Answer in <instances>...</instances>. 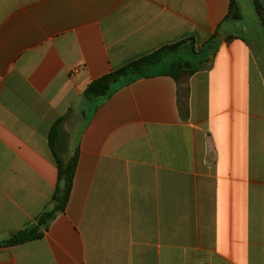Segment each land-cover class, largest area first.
I'll list each match as a JSON object with an SVG mask.
<instances>
[{"label": "crops", "instance_id": "crops-1", "mask_svg": "<svg viewBox=\"0 0 264 264\" xmlns=\"http://www.w3.org/2000/svg\"><path fill=\"white\" fill-rule=\"evenodd\" d=\"M230 1L0 0V264H264V26L239 2L227 20ZM184 40L201 50L189 76L166 72L185 46L86 101ZM60 119L68 202L7 245L54 206Z\"/></svg>", "mask_w": 264, "mask_h": 264}, {"label": "trees", "instance_id": "trees-1", "mask_svg": "<svg viewBox=\"0 0 264 264\" xmlns=\"http://www.w3.org/2000/svg\"><path fill=\"white\" fill-rule=\"evenodd\" d=\"M258 13L262 25L264 26V10L258 0H252ZM241 18L240 6L237 0L230 1L229 12L226 16L227 20H238ZM215 35L212 37L210 42H207L204 47L207 49H213L215 45L214 39ZM191 40H184L178 44H173L171 46H166L161 48L160 50L156 51L155 53L142 57L136 61H133L123 68L110 73L94 82L89 84L84 92V97L86 101L91 103H96L100 99V96L104 94L106 87L109 83L113 80V78L121 76V75H132L133 77L138 76H145L151 74L157 69L163 61L166 59L168 54L172 51H176L180 46L183 44L191 43ZM191 45V50L195 53H198L193 45ZM203 51V50H202ZM199 69L198 66L194 65L193 63L179 59L174 62H171L167 68V74L173 76L175 79H180L182 76H189L193 72ZM162 72V71H157ZM95 110V107L94 109ZM93 110H89L91 113ZM87 118V117H86ZM61 120H58L52 127L50 132V141L51 145L54 148V139L61 136L62 132L60 130ZM54 154L58 164V171H59V180L62 182V185H58L55 193L53 195V208L49 211L44 212L41 214L37 222L35 224L29 225L26 228L15 232L8 238L4 243L10 246L23 244L32 240L40 239L43 237L42 228H46L48 222L53 218L56 212L62 211L65 209V206L68 202L69 195L71 192L73 179L75 175V169L77 165L78 153L76 152L72 157L68 159H64L54 148Z\"/></svg>", "mask_w": 264, "mask_h": 264}, {"label": "rangeland", "instance_id": "rangeland-1", "mask_svg": "<svg viewBox=\"0 0 264 264\" xmlns=\"http://www.w3.org/2000/svg\"><path fill=\"white\" fill-rule=\"evenodd\" d=\"M241 7H242V15H243V20H244V24L248 25L250 27V29H252V31H260V25L259 23V16L256 12L254 3L252 0H237ZM237 28L234 27V31ZM262 30V29H261ZM233 32V31H232ZM262 37L264 38V30H262ZM237 33H239V29L237 30ZM191 43H187V44H183L182 46H180L178 49H183L185 46L189 47L188 49L184 48V50L182 51V53H180L178 55V57L176 59H183L186 61H190L193 63H196L199 60V55L196 54L195 52H193L191 50ZM197 50V49H196ZM213 50V49H211Z\"/></svg>", "mask_w": 264, "mask_h": 264}, {"label": "water", "instance_id": "water-1", "mask_svg": "<svg viewBox=\"0 0 264 264\" xmlns=\"http://www.w3.org/2000/svg\"><path fill=\"white\" fill-rule=\"evenodd\" d=\"M258 2L260 3V5L262 6V8L264 10V0H258Z\"/></svg>", "mask_w": 264, "mask_h": 264}]
</instances>
